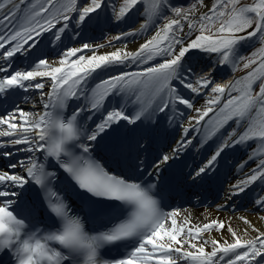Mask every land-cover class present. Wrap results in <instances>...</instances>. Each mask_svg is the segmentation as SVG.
<instances>
[{
  "label": "snow or ice",
  "instance_id": "obj_1",
  "mask_svg": "<svg viewBox=\"0 0 264 264\" xmlns=\"http://www.w3.org/2000/svg\"><path fill=\"white\" fill-rule=\"evenodd\" d=\"M79 3L80 0H0V27L5 29L0 33V50H4L0 57L5 62L0 65V73H3L0 94L10 95L15 89H43L44 84L35 82L36 78L51 79V91L46 94L43 111L29 113L17 108L6 117L0 116V125H7L6 130H0V137L18 136L8 143L28 145L21 150L33 154L9 164L11 169L22 167L23 174L0 171V185H4L0 190V264H264V231L255 229L246 217L240 219L259 235L250 237L247 228L238 234L230 224L217 219L202 225H192L188 218L178 222L177 211H161L153 194L155 184L113 174L92 155V142L114 131V126L121 121L135 125L137 121L151 119L156 112L164 114L170 107L176 111L178 105H184L198 113L191 119L199 124L228 93L229 98L217 113L218 126L211 134L216 135L229 120L246 124V127L239 133L233 129L228 139L189 174L191 180L196 183L210 179L226 148L258 142L249 159L259 156V163L244 180L231 186L235 190L232 194L243 193L258 180L264 181V46L248 58L239 57L244 61L243 67L251 70L228 84H214L215 66L199 75L194 83L189 79L194 74L193 69L185 68V60L193 50L217 54L219 65H235L242 42L257 36L264 41V0H253L247 5H240V0H213L210 6L204 4V0H196L187 7L174 4L172 0H123L115 12L117 22L126 20L133 11L141 14V6L146 19L137 31L122 33L114 39L147 30L154 17L163 16L165 23L135 51L116 49L101 55L94 51L91 56L79 55L69 62V58L83 50L103 47L84 43L81 47L68 48L57 62L50 61L40 50L41 38L51 32L53 38L49 43L60 42L68 28L67 22L73 18L72 13H76L77 24L84 25L93 21L92 14L98 18L99 10L105 6V0H88L84 7H79ZM198 6L207 11L200 12ZM166 11L172 16H165ZM61 21H64L62 26ZM17 54L32 57L31 70L9 71ZM156 56H163V61L139 72L112 76L96 86L102 91L93 90L90 110L100 111L113 90L139 86L144 91L136 96L139 107L131 114L124 107L107 111L90 133L80 124L85 107H76L68 116L63 114L69 101L80 95L87 76L96 69L127 61L145 63ZM258 81H261L259 91L254 92L253 85ZM208 88L211 89L209 98L202 108H195L191 98H185L181 91L188 89L200 94ZM232 92L239 94L231 95ZM146 94L149 99L144 98ZM44 95L41 94L42 99ZM50 108L60 111L54 113ZM17 113L20 123L16 121ZM184 132L187 136L188 129ZM189 144L191 140L182 138L170 154L159 157L152 165L155 173L159 175L162 166L175 159ZM37 152L46 159L54 158L55 163L49 160L46 166L35 156ZM49 167L67 174L69 188L80 199L79 207L73 206L67 190L59 187L57 172L48 171ZM28 185H38L42 193V220L18 210L22 203L19 198ZM255 203L264 207V196ZM36 211L32 209L33 213ZM125 211L127 215L120 219ZM82 212L84 215L80 214ZM88 220H100L103 230L90 231L86 227ZM39 223L44 227L38 228ZM225 228L232 242L203 236ZM116 242L131 247V252L123 259L105 260L107 250L104 253L101 250ZM209 243L211 250L206 251Z\"/></svg>",
  "mask_w": 264,
  "mask_h": 264
},
{
  "label": "bare ground",
  "instance_id": "obj_2",
  "mask_svg": "<svg viewBox=\"0 0 264 264\" xmlns=\"http://www.w3.org/2000/svg\"><path fill=\"white\" fill-rule=\"evenodd\" d=\"M61 2H64V0H61ZM213 0H206L204 4L211 5ZM88 0H80L79 7L87 6ZM104 9L100 11V15L97 18L96 14L93 15V21L89 22V25L95 26L96 24H103L104 16L103 15ZM200 12L207 11L206 8L203 6L199 9ZM76 13H72L75 15ZM171 17V16H169ZM138 19L139 21L136 22L134 27L136 30L140 29V26L145 22L146 17L144 15H139ZM153 19L152 24L148 27L147 30H142L137 32L135 36L128 35L123 36L118 41H112L110 43H93L92 35H89L85 33L84 28L82 25H77L70 27L68 24V28L66 29L65 33L62 35V41L55 42L54 44H50L49 40H51L53 37H50L51 32L46 33L42 38V42L40 43V50H42L44 53L47 54V59L53 62H57L63 53L68 48L73 47H81L84 43H88L90 45H103V47L100 48H90L83 50L81 53H78L75 57L69 58V62H71L72 59H77L79 55L84 56H91L93 52L97 55H101L104 53H108L111 51H114L116 49H126L127 51H135L139 48L141 44H143L146 40L150 39L151 36L155 33V31L163 24L165 21H160ZM101 22V23H100ZM64 21H61L62 26ZM69 23V21L67 22ZM88 24V23H87ZM5 29L3 27H0V33L4 32ZM185 31H187V28L185 27ZM77 34L75 38L69 37V35ZM8 46H6L7 48ZM4 50H0V53H2ZM199 55V54H198ZM25 54H17L14 60H12V68L9 71L13 70H23L27 68L28 70H31L32 65V59L27 58V61L23 58L19 57H25ZM209 56V57H208ZM199 59L197 62L200 65L192 66L193 70L201 71L203 66H201L208 57L209 60L213 61V58H217L216 54L214 53H207L204 52L203 54L199 55ZM156 58V57H154ZM163 58V56H162ZM29 59V60H28ZM151 61H145V63H140L138 61H127L123 64H112L107 67H102L100 69H96L94 72H92L90 75L92 77H89L84 81V83L81 85V92L80 95L75 100L70 101L69 108L74 111L76 107H85L86 110L81 113V117H83L82 128L83 130L90 133L92 129L95 128L96 124L100 122L103 115L106 114L107 111H110L114 108H120L124 107L126 112L131 114L135 110L138 109L139 105L136 103V96L140 94L141 91H144L139 88V86L131 85V86H123V90H113L112 93L109 94V96L104 101V107L100 111H91L90 110V104L89 101L93 95V90L95 89L92 84H100L103 80H107L112 76L120 75L122 73H132L134 71H142L144 66L149 65ZM5 62L2 57H0V65H3ZM54 66H58V64H55ZM215 66V70L213 71L212 75L215 74V71H219L222 74H225L224 71L225 68L221 67L215 61V63L209 67V69H212ZM219 67V68H216ZM110 68H113V70H109ZM43 70V69H41ZM206 73V72H203ZM230 78L229 75H227L226 78H218L215 83H222L226 84L228 79ZM35 82L43 83L44 88L43 89H20L19 91V97H22L19 99L16 104L13 102L14 99L8 98L6 103L9 105H13L10 107V112H15L17 108L23 109L25 112L33 113V112H41L43 111V105L47 102V93L51 91V79L49 77H37ZM97 91V90H96ZM14 92V91H13ZM44 93V98H41V94ZM188 98H191L194 107L195 108H202L206 105V101L209 98V95L202 94L201 96L198 94H192L188 93ZM145 99H149L150 97L146 94ZM27 99L26 101L29 102H23V100ZM220 105V104H219ZM218 105V106H219ZM216 106L214 108V111L209 113L207 117H205L203 120L199 122V124H196L194 120L191 118L194 116H197L198 113L194 111V109H188L185 106V110L183 107L184 114L181 117L179 121L176 122V115L172 114V109L169 108L166 113L161 114L159 112H156L158 118L160 120L165 121V125L168 127H172L174 124L177 123V126L180 127V133L176 140L171 143L170 147L167 148L165 151V154H170L171 149L173 147L177 146V142L181 141L182 138L189 139L187 137L183 136L185 128L188 129V132L192 135H195L194 138H190L191 144L187 146V148L182 149L179 154L176 156L175 160L183 159V163L185 164V167H188V164L191 163L195 166L196 170L199 166L202 165L203 162L216 150L217 146L223 142V137H225L223 134H220L221 132H218L216 135H212L213 128L218 126V121H214L215 117V111L217 109ZM178 109V107H177ZM8 112V113H10ZM3 114L0 116H7V114ZM167 115H169L167 117ZM91 116V119L88 117ZM167 117V120H166ZM152 119V117H151ZM151 119H144L142 121H137L135 125L128 124L126 121H121L118 126H114V131L108 132L107 134L102 135L98 138L97 141L92 142L93 149L99 150L100 147H102L104 144L110 143L113 139H118V141H135L134 139L139 137L140 133L142 132L143 127L145 123L151 122ZM16 121L18 123L22 122L18 113L16 116ZM88 122V123H87ZM86 123L90 126L86 128ZM230 126H236V123L233 120H229L228 123ZM225 125V124H224ZM175 126V125H174ZM125 127L124 131H118L121 130V128ZM223 128V127H222ZM7 125H0V130H6ZM173 130V128H172ZM237 133L242 132L243 128L236 127ZM219 134V136H218ZM120 135L121 137L114 138L115 136ZM109 137V138H108ZM13 138H19L17 137H0V144H7V147H9V152L13 151V154L17 152L19 153V159L18 162L21 160H25L27 156L33 155L32 153L22 151L21 149L27 148L28 145H13L8 143ZM219 141H218V139ZM235 138V137H233ZM109 139V140H108ZM86 142V141H85ZM122 143V142H120ZM256 142L249 143L247 145L239 144L232 147H228L224 150L222 155L218 158V161L215 166L214 172L211 174V180L212 181H218L222 184L224 187V193L226 194L224 197H230L236 198L234 201L231 202V207L228 208L226 211L223 209L224 202H220L216 208V206H210L205 207L201 209H189V210H183L179 212V215L177 217L178 222L182 221L184 218H188L191 221L192 225H202L204 223L210 222L211 219H217L222 220L226 224H230L231 227L238 231V234L241 233L244 229H248L250 237H255L259 235V232L253 231L252 227L249 225H246L243 220H241V217H246L250 222L251 225L254 226L255 229H259V231H264V219H261V217H264V207L257 205L255 201L260 197L264 196V183L263 181H257L253 185H250L246 190L245 193H238L233 195L232 193L235 191L232 189V185L236 184L238 181L244 180L246 176L251 172L252 169L256 168L257 164L259 163V159L261 157H257L254 160L246 161L247 163H240L238 162L237 156L239 154L248 156L251 155L255 149H257L258 146L253 147V145ZM241 149L239 150V148ZM239 150V151H238ZM244 151V152H243ZM40 152L35 153V156L37 157ZM242 162V161H241ZM224 165V167L222 166ZM242 165V166H241ZM6 166V167H4ZM4 167V168H3ZM0 171H8L7 165H1ZM9 173H24V169L22 167H17L16 169L8 171ZM1 187L4 185H0ZM10 187V185H9ZM242 194H244L241 198H239ZM253 196V201H250L251 197ZM242 199L246 200L247 202L245 204L242 203ZM204 238L210 239H218V240H225L227 239L229 242H232V238L230 237V234L227 231V228L217 231L212 230L210 233H204ZM211 244L206 245V251L211 250ZM223 264V262H221Z\"/></svg>",
  "mask_w": 264,
  "mask_h": 264
},
{
  "label": "rangeland",
  "instance_id": "obj_3",
  "mask_svg": "<svg viewBox=\"0 0 264 264\" xmlns=\"http://www.w3.org/2000/svg\"><path fill=\"white\" fill-rule=\"evenodd\" d=\"M110 0H105V2H107V4L109 3ZM116 3H122L123 0H115ZM172 2L174 4H177V5H183L185 7L191 5V4H194L196 3V0H190L188 3H181V0H172ZM253 2V0H240V5H247V4H251ZM200 7V6H198ZM140 10H144V8H141L140 7ZM172 13L170 11H166L164 13L165 16H169L171 15ZM160 21H165L164 17L163 16H160ZM185 39H187V36H185ZM111 36L110 34H106V35H102L100 37H97L95 38V40H93L95 43H109L111 41ZM262 46H264V41H261L259 39V36L253 38L252 40H249V41H244L242 42V45L240 46V48L238 49V56L236 57V60H235V65L231 64L230 65L233 67L234 71H235V75H234V78H235V81L243 76L246 75V73L248 71H250L251 69H245L243 67V64H244V61L243 60H240L239 57H245V58H248L251 56V54L253 52H255L257 49L261 48ZM261 81H258L255 85H253V90L254 92H257L259 91V83ZM97 86V85H96ZM98 90H101V89H98ZM239 94V93H238ZM236 94V95H238ZM228 97L227 95H225L222 99V102L220 104V106L217 107L216 111H215V119L214 121H217L219 120V118L217 117V113L219 111V107H222L223 106V102L225 100H227ZM242 127H246V124L242 125Z\"/></svg>",
  "mask_w": 264,
  "mask_h": 264
}]
</instances>
